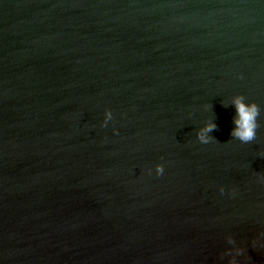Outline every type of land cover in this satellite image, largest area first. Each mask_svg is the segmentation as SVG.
<instances>
[{"label": "water", "instance_id": "1", "mask_svg": "<svg viewBox=\"0 0 264 264\" xmlns=\"http://www.w3.org/2000/svg\"><path fill=\"white\" fill-rule=\"evenodd\" d=\"M261 177L264 0H0V264H264Z\"/></svg>", "mask_w": 264, "mask_h": 264}, {"label": "clouds", "instance_id": "2", "mask_svg": "<svg viewBox=\"0 0 264 264\" xmlns=\"http://www.w3.org/2000/svg\"><path fill=\"white\" fill-rule=\"evenodd\" d=\"M231 106L235 109V114L233 116V129L231 131V136L242 143H249L253 141L257 136V129L259 128V117L261 116L260 106L253 101H248L243 94H237L231 99ZM112 112L110 110H105L103 125H107L108 121L112 119ZM217 124L213 120H209L204 127L197 133L198 140L202 144H207L213 140L209 135L214 130H216ZM149 169V173H151ZM164 172L163 164L155 165L156 175H161ZM264 180V177H261ZM224 189L221 188V192ZM228 243L234 244L231 237H228ZM226 255L230 256L228 264H238L236 259L237 256L242 254V249L235 248L229 249Z\"/></svg>", "mask_w": 264, "mask_h": 264}]
</instances>
